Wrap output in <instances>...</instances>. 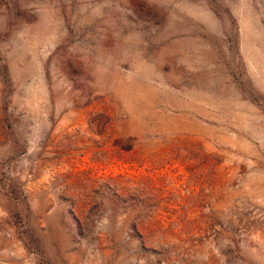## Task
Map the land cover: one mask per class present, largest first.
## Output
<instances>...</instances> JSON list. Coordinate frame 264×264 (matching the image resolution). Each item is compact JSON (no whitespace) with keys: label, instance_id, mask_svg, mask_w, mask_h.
Listing matches in <instances>:
<instances>
[{"label":"rangeland","instance_id":"374dc122","mask_svg":"<svg viewBox=\"0 0 264 264\" xmlns=\"http://www.w3.org/2000/svg\"><path fill=\"white\" fill-rule=\"evenodd\" d=\"M0 264H264V0H0Z\"/></svg>","mask_w":264,"mask_h":264}]
</instances>
